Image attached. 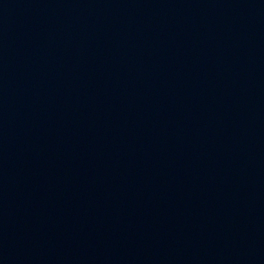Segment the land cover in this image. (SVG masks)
I'll return each mask as SVG.
<instances>
[{
	"label": "water",
	"instance_id": "95a60500",
	"mask_svg": "<svg viewBox=\"0 0 264 264\" xmlns=\"http://www.w3.org/2000/svg\"><path fill=\"white\" fill-rule=\"evenodd\" d=\"M0 264H264V80L122 130L0 148Z\"/></svg>",
	"mask_w": 264,
	"mask_h": 264
}]
</instances>
